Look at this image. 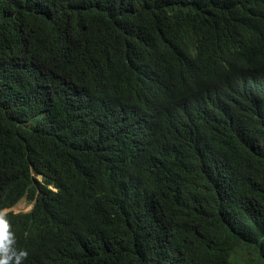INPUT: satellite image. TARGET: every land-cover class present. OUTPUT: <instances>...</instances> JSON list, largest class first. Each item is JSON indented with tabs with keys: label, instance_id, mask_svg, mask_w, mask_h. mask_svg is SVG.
<instances>
[{
	"label": "trees",
	"instance_id": "1",
	"mask_svg": "<svg viewBox=\"0 0 264 264\" xmlns=\"http://www.w3.org/2000/svg\"><path fill=\"white\" fill-rule=\"evenodd\" d=\"M0 216L21 264H264V0H0Z\"/></svg>",
	"mask_w": 264,
	"mask_h": 264
},
{
	"label": "clouds",
	"instance_id": "2",
	"mask_svg": "<svg viewBox=\"0 0 264 264\" xmlns=\"http://www.w3.org/2000/svg\"><path fill=\"white\" fill-rule=\"evenodd\" d=\"M24 199L27 200L26 197L23 198L22 200ZM22 200H20L18 203H20ZM30 204L31 206H33L31 201ZM15 206L4 210L2 214H5L8 211H15L14 210ZM28 211H15V212H28ZM14 245H15L14 234L9 230V225L7 220L4 219L2 216H0V264H21L22 259L27 256V252L25 250L16 249Z\"/></svg>",
	"mask_w": 264,
	"mask_h": 264
},
{
	"label": "rangeland",
	"instance_id": "3",
	"mask_svg": "<svg viewBox=\"0 0 264 264\" xmlns=\"http://www.w3.org/2000/svg\"><path fill=\"white\" fill-rule=\"evenodd\" d=\"M31 207L32 206L30 202L24 199L14 207V210L15 211H28Z\"/></svg>",
	"mask_w": 264,
	"mask_h": 264
}]
</instances>
